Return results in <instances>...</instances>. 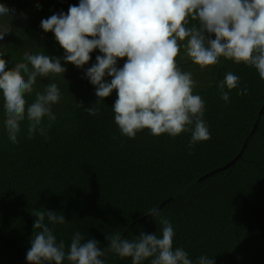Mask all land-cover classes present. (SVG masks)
<instances>
[{
  "label": "trees",
  "instance_id": "1",
  "mask_svg": "<svg viewBox=\"0 0 264 264\" xmlns=\"http://www.w3.org/2000/svg\"><path fill=\"white\" fill-rule=\"evenodd\" d=\"M79 2L0 0L12 10L11 18L0 19V27L10 28L0 40V56L8 61L7 68L22 62L25 52L43 51L60 57L67 69L64 74L38 78L35 86L42 92L48 83H57L61 92L60 101L53 105L56 119L47 129V138L37 133L29 140L24 121L19 143L12 144L4 128L0 96V264H28L26 253L36 219L33 209L65 216L67 222L54 229L58 241L70 244L74 232L80 231L86 239L95 238L101 248L106 247V235H122L150 209H158L192 181L233 160L264 104V79L254 67L221 58L217 65L201 71L178 56L181 69L191 71L197 81L193 94L205 102L210 139L197 143L189 154L191 134L187 132L175 138L168 134L156 137L145 129L135 138L122 136L112 110L116 91L96 104V88L85 76L102 53L93 51L83 69L65 63V50L54 33L44 32L40 26L42 19L67 13L70 5ZM126 59L118 60L117 66L122 68ZM228 71L241 81L226 104L217 85ZM245 86L248 94L237 95ZM34 99V93L27 97L29 103ZM92 107L98 109L95 116L86 111ZM44 124H48L46 117ZM160 213L174 226V248L183 247L193 261L207 255L215 264H264V115L235 165L194 184ZM141 231L161 235L151 216L136 223L124 238L131 240ZM106 264L132 261L112 254Z\"/></svg>",
  "mask_w": 264,
  "mask_h": 264
},
{
  "label": "clouds",
  "instance_id": "2",
  "mask_svg": "<svg viewBox=\"0 0 264 264\" xmlns=\"http://www.w3.org/2000/svg\"><path fill=\"white\" fill-rule=\"evenodd\" d=\"M11 15L12 10L0 4V19ZM190 21L196 23L189 26ZM40 26L44 32L54 33L65 50V63L83 69L93 51L102 53L85 76L96 88V104L104 103L116 91L112 110L122 136L135 138L145 129L156 137L168 134L175 138L187 132L191 134L189 154L197 143L210 139V130L204 118L205 102L193 94L197 81L191 71L181 69L177 57L191 61L201 71L224 58L254 67L264 79V0H80L78 5L69 6L67 13L42 19ZM9 31V27H0V40ZM124 58L123 67H118V60ZM7 64L0 56V96L9 141L19 143L24 121L29 140L37 133L47 138V129L56 119L53 105L60 101L61 92L57 83H48L42 92L35 86L38 78L64 74L67 69L60 57L43 51L25 52L22 62L11 69ZM240 81L228 71L218 83L220 99L226 104ZM33 93L35 99L29 103L27 97ZM247 94L246 86L237 93ZM86 111L98 114L96 107ZM148 214L159 225L160 236L141 231L130 240L119 233L109 234L107 246L101 248L99 241L86 239L80 231L74 232L70 244L58 241L54 229L67 222L65 216L33 209L36 219L26 260L28 264H106L108 256L114 254L131 258L132 264H215L207 255L193 261L183 247L174 248L170 220L155 208Z\"/></svg>",
  "mask_w": 264,
  "mask_h": 264
},
{
  "label": "water",
  "instance_id": "3",
  "mask_svg": "<svg viewBox=\"0 0 264 264\" xmlns=\"http://www.w3.org/2000/svg\"><path fill=\"white\" fill-rule=\"evenodd\" d=\"M263 115H264V104H263V106H262V108H261V111L259 112V114H258V116H257V119H256V122H255V125H254V127H253L251 133H250L249 136L247 137V139H246V141H245V143H244V145H243L241 151L239 152V154H238L233 160H231L229 163H227V164L224 165L223 167H221V168H219V169H216V170L212 171L211 173H208V174L205 175L204 177H202V178H200V179H197V180H195V181H192V182H191L189 185H187V187H186L185 189H183L180 193H178L177 195H175V196H173V197L167 199L166 201H164V202L161 204V206H160L157 210L160 211V210L164 207V205H166L167 203L171 202V201H172L173 199H175L176 197L181 196L182 194H184V193H185L188 189H190L191 186H193L194 184H196V183H198V182L204 180L205 178H207V177H209V176H211V175H213V174H215V173H218V172H220V171H223V170L229 169L231 166L235 165V164L237 163V161H238L239 159H241V157L243 156V154H244L246 148L248 147L250 141L252 140V138L254 137L256 131L258 130V127H259V125H260V122H261V120H262ZM149 217H151V215L148 214V215L144 216L143 218L138 219L137 221H135V222L131 223L130 225H128V226L126 227L125 231L123 232V234L121 235L122 238H124V237L127 235V233L129 232V230H130V229H131L136 223L140 222L141 220L147 219V218H149Z\"/></svg>",
  "mask_w": 264,
  "mask_h": 264
}]
</instances>
